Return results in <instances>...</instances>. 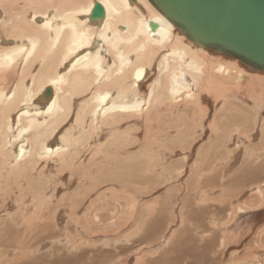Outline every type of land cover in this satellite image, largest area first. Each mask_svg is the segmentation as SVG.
I'll return each instance as SVG.
<instances>
[{"label":"bare ground","instance_id":"obj_1","mask_svg":"<svg viewBox=\"0 0 264 264\" xmlns=\"http://www.w3.org/2000/svg\"><path fill=\"white\" fill-rule=\"evenodd\" d=\"M178 1L0 0V264H90L168 198L185 264H264V52Z\"/></svg>","mask_w":264,"mask_h":264},{"label":"rangeland","instance_id":"obj_2","mask_svg":"<svg viewBox=\"0 0 264 264\" xmlns=\"http://www.w3.org/2000/svg\"><path fill=\"white\" fill-rule=\"evenodd\" d=\"M199 145H200V143H199ZM172 146L175 147L176 144H172ZM197 146H198V144H197ZM177 158L178 157H176V160H177ZM174 166H176V165H174ZM212 169L215 171L218 168L215 167ZM206 177L209 178L208 176H206ZM210 180H211V178H210ZM151 186L154 187V185H149V184L143 185L140 183V185H138V186H134L131 188L128 187L127 189L129 190L130 193H131V191H132V193L134 192L135 196H137V197H141V195L144 194L143 196L145 197V200L151 199V198L156 197V196H157L156 198L162 197L164 199V196H163L165 194L164 188H160V186L159 187L157 186L158 190H155V188H157V187L153 188ZM210 188H212V187H209L208 190H210ZM221 189H222V187H220V186H218V187L216 186V188H215V190H221ZM153 190H155V191H153ZM148 194H150L151 197H148L149 196ZM146 195H148V196H146ZM179 199L182 202L181 197ZM170 200H171L170 198H168L167 200H161L159 209H157L158 211L156 210V212H155L156 214L154 216H152V214H149L151 216H148V214L144 215L143 207L138 208L135 216L132 218L134 221V222L132 221V227L135 224H137L135 226V228L133 229L135 231L132 232V234L130 233L129 237H127V235H126V237L129 238V240L126 241L127 238H122L120 241H118L116 243V248H114V244H111L112 246L109 245L107 247H105L106 245H102L98 249L93 247V246L88 247V249L91 248L92 251L95 250L96 253H97V251H102L101 256L98 257L99 261L97 260V254L94 253V255H96V258L94 257L93 260H91L92 263H90V264H124V263L129 264V262H131V259H133V261H135L138 257H139V259H141V262L138 259L137 264H185L184 263L185 257L188 256L186 254L188 252L195 254V250L198 251V250H200V248H196V244L189 242L191 239V237H190L191 235H189V238H188V236H186V237L184 236V235H186V233H184L185 232L184 230H186L185 228H187L189 226L188 224H185L186 223V222H184L185 218H184V221L181 223V217L185 215V212H184V215L182 213V215L181 214L178 215L179 217L176 216V214L179 212V209L174 208L172 203L169 204V202H171ZM189 204H191V203H189ZM168 205H170L169 209H166V207L168 208ZM194 205L195 204H191V206H194ZM215 206L216 205L211 204V208H214ZM171 207H173L175 209L174 212H176V213H173V209H171ZM163 209H165L167 211H164ZM170 209L172 211H170ZM145 211H146V209H145ZM168 211H169V213H168ZM203 214H204V212H203ZM175 216L177 218H175ZM194 217H196V214H194ZM195 222H196V218H195ZM182 226L184 228H182ZM140 227H141V229H140ZM168 228H170V229H168ZM129 231L130 230H128L126 233H129ZM165 232L168 235V238L171 235V233L175 232V233H173L174 235L172 236L173 240L171 241V243L169 245H166V247L159 248V249L157 248L156 252L152 253L154 251V249H153L154 244L158 240L161 241V236ZM164 238H162V241ZM214 249H216V248H214ZM71 253H72L71 251H69V252L67 251V253L65 254L64 257H67L68 255L72 256L73 253L72 254ZM91 255L92 254H90L89 256H91ZM208 255L213 256V254H211L210 251H208ZM89 256H87V257H89ZM101 258L103 259V263L100 262ZM219 258L220 257H216L215 261L217 263L221 264L222 259L221 258L219 259ZM189 259H191V258H189ZM193 260L197 261L198 258L196 256H193L192 261ZM85 261H86V263H84V264H89L88 259H85ZM192 261H190V262L191 263L194 262L193 264L196 263V261H193V262ZM188 263H189V261H188ZM217 263L213 262V264H217ZM133 264H134V262H133Z\"/></svg>","mask_w":264,"mask_h":264},{"label":"water","instance_id":"obj_3","mask_svg":"<svg viewBox=\"0 0 264 264\" xmlns=\"http://www.w3.org/2000/svg\"><path fill=\"white\" fill-rule=\"evenodd\" d=\"M177 5L212 29L217 26L264 52V0H179Z\"/></svg>","mask_w":264,"mask_h":264}]
</instances>
